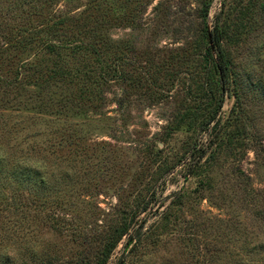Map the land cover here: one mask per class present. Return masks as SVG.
Wrapping results in <instances>:
<instances>
[{
    "label": "rangeland",
    "instance_id": "374dc122",
    "mask_svg": "<svg viewBox=\"0 0 264 264\" xmlns=\"http://www.w3.org/2000/svg\"><path fill=\"white\" fill-rule=\"evenodd\" d=\"M221 1L211 2L208 32ZM254 1L242 37L224 43L240 99L224 95L215 130L213 123L208 131L178 123L190 104L183 78L202 63L197 42L204 0H112L116 21L105 35L125 58L122 80L102 88L86 82L85 90L69 80L56 87L45 76L40 89L3 90L0 241L36 252L35 262L28 254L21 259L27 264L44 256L62 264L92 262L100 247L94 238L118 225L119 212L140 198L150 205L107 264H264V0ZM88 8L89 0L45 6L0 0L3 61L21 59L18 49L5 53L4 38L23 30L45 34L44 24L85 16ZM134 11L137 19L124 25L121 19ZM156 88L166 90L163 97L153 98ZM60 94L73 110L67 116L31 109L35 97L47 105ZM32 200L38 206L29 208ZM13 201L29 206L18 211ZM131 236L139 243L128 245Z\"/></svg>",
    "mask_w": 264,
    "mask_h": 264
},
{
    "label": "trees",
    "instance_id": "16d2710c",
    "mask_svg": "<svg viewBox=\"0 0 264 264\" xmlns=\"http://www.w3.org/2000/svg\"><path fill=\"white\" fill-rule=\"evenodd\" d=\"M50 1L32 0V3L37 4L39 2L42 6H45ZM111 1L89 0V12L85 16L80 15L74 19L58 17L56 22L44 24L43 31H45V34L34 32L25 36L23 30L17 32L21 37L19 39H17V33L16 36L3 37L6 43L5 53L11 52L12 49H18L20 50L21 59L18 58L15 62L17 57L13 56L3 61L0 51V94L3 90L16 89L18 86L25 84L40 89L42 86L40 83L42 84L41 81L45 76L47 80L52 81L51 85L56 87H60L58 84L62 81L69 80L70 82L80 83L83 87H85L86 82H91L95 87L102 88L112 81L116 82L124 79L126 74L121 70V66L125 64V58L120 55L116 56L117 54L114 52L115 45H112L110 38L105 35V32L116 21L110 14L113 11L110 5ZM211 2L212 0H204L200 4L198 18L201 29L197 44L199 48L202 47V63L200 69L195 70V74H185L183 78V89L190 104L181 112L178 118V123L183 124L188 129L200 128L202 131H208L212 123V130L219 127V121L216 117L222 107L226 93L234 96L236 101L240 99L238 87L235 86L236 80L233 78L232 62L224 43L227 40L232 42L234 41L232 39L237 40L242 37L245 32L244 17L253 11L255 1L249 0V4L242 7V3L234 5L231 1L222 0L220 10L213 21L212 29L208 33L207 23ZM26 5L28 4L24 3L23 6L16 9H21ZM100 13L102 14L100 15ZM122 14L123 12L117 13L118 16ZM135 19H137L136 11L130 12L126 17L124 15L121 20L124 25L128 26ZM251 27L250 24L249 28ZM7 33L11 35V33ZM28 51L34 53V59L31 61L28 57L27 59L23 58ZM38 54H41L40 58L44 61L37 60ZM176 58L183 59L184 56H176ZM49 59H51L50 65L44 66ZM151 81L154 82V80ZM152 82H149V85ZM136 84L142 87L144 80L137 77ZM84 89L86 90V87ZM84 89L83 91H85ZM148 90L147 88L145 91ZM165 92L166 90L162 91V88H156L153 98L163 97ZM38 97L34 98L36 102L35 106L31 108L33 111L38 110L63 117L73 111L64 105L61 94L58 96V100L53 98L47 104L53 108L55 105L59 106L58 109H53V112H50L47 105H43L44 103ZM235 106H233V111ZM45 189L46 186H43L42 190ZM13 202L20 203L21 201ZM36 202V200L29 201L30 206L22 202L18 204L16 209L21 211L19 209L23 208L24 205L29 206V208L33 205L38 206V204H35ZM134 205L135 207L128 211L119 212L118 225H114L107 231L105 230L102 235L100 234L98 238H94L100 247L93 261L85 262V260H81L80 264H107L111 253L135 225L133 223L136 218L146 212L150 202L138 198ZM142 228L141 224L135 231L138 237L144 235L141 232ZM132 240L135 241V244L140 241L137 237L131 236L128 238L127 244L132 243ZM0 245V264H27L21 261L27 254L31 261L35 262L36 252L27 246L15 248L13 241L5 244L2 239ZM18 255L21 257H18ZM36 260L40 261L39 264H62L50 256H44L42 259L36 258Z\"/></svg>",
    "mask_w": 264,
    "mask_h": 264
},
{
    "label": "water",
    "instance_id": "95a60500",
    "mask_svg": "<svg viewBox=\"0 0 264 264\" xmlns=\"http://www.w3.org/2000/svg\"><path fill=\"white\" fill-rule=\"evenodd\" d=\"M209 33V32H208ZM209 40H210V37H209ZM211 43V42H210Z\"/></svg>",
    "mask_w": 264,
    "mask_h": 264
}]
</instances>
